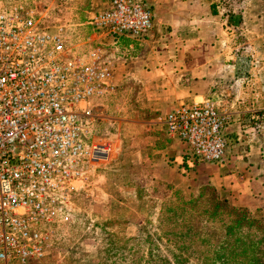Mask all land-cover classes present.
<instances>
[{
    "label": "built area",
    "instance_id": "2783aa9c",
    "mask_svg": "<svg viewBox=\"0 0 264 264\" xmlns=\"http://www.w3.org/2000/svg\"><path fill=\"white\" fill-rule=\"evenodd\" d=\"M153 18L144 0H107L88 23L99 39L146 41ZM116 87L117 59L100 43L70 45L65 25L0 1V264L40 262L52 252L55 229L72 220L112 158L94 117ZM158 120L200 162L224 160L232 116L210 99L179 101Z\"/></svg>",
    "mask_w": 264,
    "mask_h": 264
},
{
    "label": "crops",
    "instance_id": "0c3cea01",
    "mask_svg": "<svg viewBox=\"0 0 264 264\" xmlns=\"http://www.w3.org/2000/svg\"><path fill=\"white\" fill-rule=\"evenodd\" d=\"M146 1L154 11L147 50L117 59V82L139 85L153 113L133 125L131 138H123L122 128L114 133L120 155L149 171L151 181L182 182L198 171L217 189L252 194L264 158V0H233L228 8L220 2L214 12L216 0ZM257 22L261 29H255ZM199 98L233 117L225 129L226 156L218 164L194 162L185 145L156 123L175 103ZM125 191L128 198L111 200L105 214L149 212L136 188Z\"/></svg>",
    "mask_w": 264,
    "mask_h": 264
},
{
    "label": "rangeland",
    "instance_id": "374dc122",
    "mask_svg": "<svg viewBox=\"0 0 264 264\" xmlns=\"http://www.w3.org/2000/svg\"><path fill=\"white\" fill-rule=\"evenodd\" d=\"M0 1L32 7L43 16L46 24L65 25L70 45L95 41L114 59H130L147 50L146 42L142 40L98 38L88 21L105 7L107 0ZM217 1L228 8L233 0ZM152 12L154 14L153 9ZM261 28L262 23L257 22L255 29ZM143 96L139 85L130 82L123 87L117 82L114 94L97 102L94 134L98 141L112 144L115 149L112 158L100 167V177H95L78 198L72 220L55 229L57 243L52 252L46 259L28 264H176L177 258L173 257L178 254L183 264H202L215 255L213 251L224 239L225 225L232 217L264 216V158L258 162L261 170L256 171L255 192L245 195L218 189L219 199L214 203L211 202L213 186L204 176L199 177L198 171L182 182L151 181L149 171L134 168L125 160L120 155V136L114 133L125 129L123 138L129 139L135 133L133 125L141 117L152 115L151 107L144 106ZM156 123L165 131L159 120ZM133 187L138 190L140 203L149 212L129 216L105 214L111 207V200L128 198L125 189ZM224 201L231 207L230 211L222 206ZM214 204L218 206L214 207ZM175 243L183 246V251L180 252ZM239 246V240L231 243L227 250L232 253L225 255L234 259L240 251ZM256 255L260 256L254 251L253 256Z\"/></svg>",
    "mask_w": 264,
    "mask_h": 264
},
{
    "label": "trees",
    "instance_id": "16d2710c",
    "mask_svg": "<svg viewBox=\"0 0 264 264\" xmlns=\"http://www.w3.org/2000/svg\"><path fill=\"white\" fill-rule=\"evenodd\" d=\"M220 1H215L211 8L214 10V5H218ZM224 6V3H223ZM233 120L229 124H231ZM194 162L197 163L196 158L191 157ZM197 160V161H196ZM212 188V198L211 202L214 203L219 199L218 189L214 186ZM137 197L138 196V190ZM184 205H189L190 203L183 202ZM217 204V203H216ZM214 204V207L218 205ZM225 209L228 211L231 210V207L224 201L222 204ZM221 208V206H220ZM215 212V210H214ZM246 216V215H245ZM236 218L232 217L230 222L225 225L224 231L225 236L224 239L220 241L218 247L213 251L215 254L209 261H205L202 264H264V216H258L256 218L251 216ZM238 235L234 237V235ZM240 242L239 249L236 253L234 259L225 255V253H232V251H228L227 247L236 241ZM177 249L181 252L183 251V246L180 244H176ZM256 251L260 254V256H253V252ZM222 252V253H221ZM173 258H177L174 260L176 264H183V259H181V255H175Z\"/></svg>",
    "mask_w": 264,
    "mask_h": 264
}]
</instances>
